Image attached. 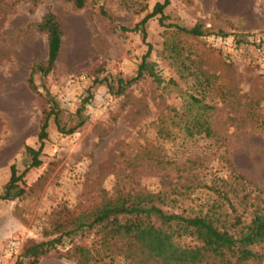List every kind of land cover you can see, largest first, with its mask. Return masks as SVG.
Returning a JSON list of instances; mask_svg holds the SVG:
<instances>
[{"label":"rangeland","instance_id":"1","mask_svg":"<svg viewBox=\"0 0 264 264\" xmlns=\"http://www.w3.org/2000/svg\"><path fill=\"white\" fill-rule=\"evenodd\" d=\"M159 1L86 0L75 9L69 0H0V194L10 165L19 174L26 167L23 146L40 145V100L27 86L32 65L47 57L36 24L52 11L62 29L52 70L34 75L56 102L60 128L52 116L41 164L23 174L21 195L0 200V264H17L25 243L61 231L38 264H76L74 247L94 234L66 235L64 223L97 208L104 194L159 193L172 211L217 199L230 211L219 189L239 212L264 206V0H170L164 25L158 16L144 25L162 82L145 77L118 93V79L135 75L147 49L139 32L120 27ZM171 24L199 25L203 35ZM188 94L212 107L211 137L183 130V114L193 115Z\"/></svg>","mask_w":264,"mask_h":264},{"label":"trees","instance_id":"2","mask_svg":"<svg viewBox=\"0 0 264 264\" xmlns=\"http://www.w3.org/2000/svg\"><path fill=\"white\" fill-rule=\"evenodd\" d=\"M37 4L40 0H29ZM75 9L85 6L86 0H69ZM170 0L156 2L152 11L132 27L121 26L124 32H139L147 49L141 57L137 71L128 80L118 79V93L145 77H151L161 83V77L151 67L149 56L151 45L146 42L145 23L158 16V22L164 25V9ZM40 32L46 34L47 57L35 62L27 78L28 88L35 92L40 100L41 118L39 122L37 149L25 145L24 154L28 162L22 173H18L14 164L10 165V176L4 185L0 200L19 196L23 190L18 187L22 176L31 168L41 164L40 154L48 138V124L53 116L60 128L56 102L48 92L42 94L34 81V75L46 76L53 68L60 45L62 29L56 15L48 11L36 24ZM176 31L201 36V26L187 28L176 24L168 25ZM240 41L237 39V42ZM176 50V47L172 49ZM204 85L206 83H203ZM203 85V86H204ZM207 88V87H206ZM189 115L183 114V130L188 136L211 137L213 130L208 120V110L212 107L199 95L188 94ZM165 136L164 131H160ZM219 198L228 201L213 200L206 207L190 208L180 211L164 209L159 193L116 192L104 194L101 204L91 212L82 213L65 221L64 234L73 236L78 232L82 236L93 232L90 245L75 246L76 264H262L264 260V206H248L239 212L231 203L226 191H216ZM166 204V203H165ZM163 206V207H162ZM188 210V211H187ZM62 231L58 237L43 241L29 240L24 244L18 264H38L41 257L47 255L56 244L62 241Z\"/></svg>","mask_w":264,"mask_h":264},{"label":"built area","instance_id":"3","mask_svg":"<svg viewBox=\"0 0 264 264\" xmlns=\"http://www.w3.org/2000/svg\"><path fill=\"white\" fill-rule=\"evenodd\" d=\"M221 42H223L224 44H229V40H223V41H221ZM18 264V263H17ZM20 264V263H19ZM24 264V263H23Z\"/></svg>","mask_w":264,"mask_h":264}]
</instances>
